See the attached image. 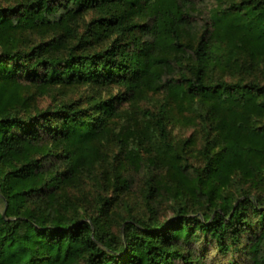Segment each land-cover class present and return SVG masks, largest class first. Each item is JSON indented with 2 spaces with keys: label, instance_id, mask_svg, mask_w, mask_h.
<instances>
[{
  "label": "trees",
  "instance_id": "16d2710c",
  "mask_svg": "<svg viewBox=\"0 0 264 264\" xmlns=\"http://www.w3.org/2000/svg\"><path fill=\"white\" fill-rule=\"evenodd\" d=\"M213 2L200 24L205 0H0V264H212L208 246L225 264H264V0ZM89 11L96 18L78 33ZM50 30L61 32L58 43L30 37ZM68 38L75 43L57 55ZM228 70L240 78L221 76ZM73 84H116L133 97L165 89L179 106L194 104L204 142L193 174L173 148L167 102L144 111L175 184L172 220L127 215L115 229L103 180L119 155L136 170L144 159L128 148L111 160L98 143L111 100L42 107L31 91ZM45 140L52 147L32 153ZM154 181L144 183L146 205L164 186ZM89 182L94 208L64 192Z\"/></svg>",
  "mask_w": 264,
  "mask_h": 264
},
{
  "label": "rangeland",
  "instance_id": "374dc122",
  "mask_svg": "<svg viewBox=\"0 0 264 264\" xmlns=\"http://www.w3.org/2000/svg\"><path fill=\"white\" fill-rule=\"evenodd\" d=\"M215 3L213 0H205L204 7L198 16L199 23L202 24L209 11L213 9ZM96 18V14L92 11L84 13L77 25L78 33L85 31L89 23ZM35 33V32H34ZM55 35V41L59 42L61 32H53L50 30L47 33L37 32L31 34L35 40L47 41ZM96 37V36H94ZM65 45H60L55 51L57 55L65 56L67 47L73 45L76 39L68 38ZM92 48H98L101 40L91 39ZM259 68V67H258ZM261 68L256 72L260 81H263L264 75L261 73ZM173 72L172 75L165 74L162 77V82L170 76L178 78V74ZM226 79L233 81L240 78L239 75L228 70L222 73ZM37 98V104L45 107L49 104H55L58 101H76L87 103L88 100H111L116 108L115 115L108 119L107 125L110 128L109 135L99 141L101 148L107 152L113 160V156L120 149L122 152L128 148L134 150L136 155L144 159V164L140 170L133 168L127 159L119 155L116 164L117 169L112 173L107 180H103L106 185L101 193L112 199V206L109 214L116 222L115 229L118 231V223L120 219L126 218L127 215L147 218L149 216L157 217L161 222L172 220L175 217V210L178 208V203L175 199L173 191L175 184L172 178L169 177V170L166 162L156 155L160 151L159 140L150 125L149 119L144 111L149 110L156 112L159 107L166 104L167 107V130L173 142V148L177 154H181L185 164V170L188 174H193V170L201 168L203 162L200 156V149L204 142L203 132L198 125L197 112L194 111V104H185L179 106L174 99L169 98V94L165 89H144L140 95L133 97L126 93L124 89L116 84L111 85H59L52 88L50 91L40 94L36 89L32 88ZM257 125H264V118L257 120ZM52 147V143L45 140L42 144L32 149V153L38 154ZM54 150V148H52ZM156 158V161L154 159ZM5 167V164L0 163V171ZM118 176V177H117ZM148 176L155 179L154 183L162 182L163 187H159L158 197H153L146 205L143 198L144 183ZM114 179L115 186L113 187L112 180ZM127 180V188L120 189L121 182ZM64 192L71 199L84 207L89 204V208H94V201L97 200V187L91 182L85 185L67 186ZM261 196H264V189L260 191ZM81 199V201H80ZM42 208H48L52 202H39ZM196 206L189 203V211L198 210ZM203 208L198 210L197 215H202ZM200 246V244H197ZM206 258L212 264H225L223 258L212 246L206 249Z\"/></svg>",
  "mask_w": 264,
  "mask_h": 264
}]
</instances>
